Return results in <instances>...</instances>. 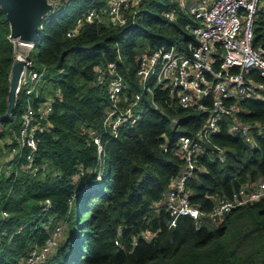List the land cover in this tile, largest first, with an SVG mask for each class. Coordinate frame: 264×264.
Masks as SVG:
<instances>
[{
    "label": "trees",
    "instance_id": "16d2710c",
    "mask_svg": "<svg viewBox=\"0 0 264 264\" xmlns=\"http://www.w3.org/2000/svg\"><path fill=\"white\" fill-rule=\"evenodd\" d=\"M108 1L61 0L42 21L30 56L47 68L37 101L52 93L53 111L37 144L40 172L24 170L26 157L17 155L5 162L11 166L10 174H0V264H20L33 244L45 243L58 222L64 225L63 234L38 264H264V199L232 210L213 228L206 223L197 226L191 216L171 218L157 205L185 165L177 139L194 134L209 112L148 108L117 137L103 129L110 101L105 85L97 82L95 67L116 62L131 95L138 90L139 55L185 44L193 38L190 26L197 24L181 0H142L134 21L115 26L102 12ZM90 9L102 12V20L87 22L75 36H68ZM171 10L176 11L174 18L166 15ZM10 33L7 13L0 6V115L9 107L16 50ZM253 43L264 47V5L255 17ZM25 105L22 91L17 94L18 118L14 120L13 114L11 134L21 127ZM241 106V121L264 123V100L247 98ZM173 116L180 119L176 125ZM96 129L103 133L107 151L100 178L98 150L90 137V130ZM252 133L249 141L229 131L228 119L222 122L213 141L225 148L226 159L210 152L199 155L194 176L187 182L192 204L210 210L219 197L264 178V131L253 127ZM5 134L4 129L1 136ZM17 145L13 138L0 145V153H10ZM46 199L51 200L49 209ZM3 211L9 215L4 217ZM119 230L121 245L115 243ZM146 230L154 232L150 240L143 237Z\"/></svg>",
    "mask_w": 264,
    "mask_h": 264
},
{
    "label": "built area",
    "instance_id": "2783aa9c",
    "mask_svg": "<svg viewBox=\"0 0 264 264\" xmlns=\"http://www.w3.org/2000/svg\"><path fill=\"white\" fill-rule=\"evenodd\" d=\"M56 10L61 0H49ZM142 0H109L102 10L110 17L115 26H124L134 21ZM187 0H181L186 9L197 21L190 26L193 38L185 44H172L154 50H145L138 57L136 82L138 90L128 93L127 81L118 69L116 62L95 67L97 82L106 87L110 105L102 120L103 129L117 137L122 129L134 126L148 109L166 112L168 107L207 111L206 122L194 134H181L177 139V151L185 160L179 175L171 182L164 198L157 203L172 217L191 216L197 226L203 219L215 223L236 208L264 199V178L236 189L231 195L221 196L210 210H202L190 201L187 182L194 176L197 159L200 154L210 152L221 161L226 159L225 148L213 141V135L221 130L222 122L229 120V131L241 133L252 141V128L264 131V123L254 125L238 118L242 110L241 101L247 98L264 100V47L255 46L254 22L258 9L264 0H196L187 6ZM135 7V8H133ZM102 12L90 9L80 16L76 24L68 30V36H75L87 22L102 20ZM169 18L176 16V11L166 13ZM15 44H20L28 51L17 53L15 57L25 60L17 87V94L24 91L26 105L19 130L12 129L17 146L9 153V160L17 155L26 157L23 169L37 175L40 166L35 162L39 135L49 127V115L53 111L52 102L37 101L40 85L47 71L45 65L38 67L30 52L36 46L33 42H23L9 36ZM156 96L159 99H156ZM52 100V98H51ZM37 101V103H36ZM176 125L180 119L171 117ZM90 137L98 150L97 175L102 176L107 159L103 144V133L90 130ZM167 150V143L164 144ZM43 169L46 166H42ZM10 174L11 166L0 164V174ZM84 174V171L81 172ZM77 175L75 179H78ZM51 200H45V209H49ZM3 211V216H8ZM64 225L58 222L45 243H35L20 264H38L45 260L51 249L63 234ZM154 232L146 230L143 237L150 240ZM123 233L119 230L115 243L121 245ZM134 243L137 238H134Z\"/></svg>",
    "mask_w": 264,
    "mask_h": 264
},
{
    "label": "water",
    "instance_id": "95a60500",
    "mask_svg": "<svg viewBox=\"0 0 264 264\" xmlns=\"http://www.w3.org/2000/svg\"><path fill=\"white\" fill-rule=\"evenodd\" d=\"M0 6L7 13L10 23V36L23 42L37 44L42 29L43 19L54 12L55 5L49 0H0ZM25 60L14 58L11 70V90L9 107L0 115V129L3 123L12 119L17 102V87ZM2 133L0 132V136Z\"/></svg>",
    "mask_w": 264,
    "mask_h": 264
},
{
    "label": "rangeland",
    "instance_id": "374dc122",
    "mask_svg": "<svg viewBox=\"0 0 264 264\" xmlns=\"http://www.w3.org/2000/svg\"><path fill=\"white\" fill-rule=\"evenodd\" d=\"M195 1H196V0H187V2H186V3H187V6H191V5H193ZM133 8H135V7H133ZM16 49H17V53H20V52L25 53V52L28 51V48H26V47H24V46H22V45H20V44H16ZM31 57H32V56H31ZM37 66H38V67H41L42 64H38ZM52 96H53V94L50 93V95H48V99H47L44 103H51V102H52V100H51ZM17 118H18V115L14 114V120H16ZM11 126H12V121H11V119H10V120L5 121V122L3 123V126H2L1 129H0V132H1V133L4 132V129L6 130V134L3 135V136H1V141H0V145H1V147H3L4 144H5L6 142H8L9 139L12 138V134L10 133V128H11ZM8 155H9V152H8V151H4V150H3V151L0 153V163L4 164L5 166H6L5 162L8 161ZM202 223H206V224H207L209 227H211V228H213V227L216 226V225H215L210 219H203V220H202Z\"/></svg>",
    "mask_w": 264,
    "mask_h": 264
},
{
    "label": "crops",
    "instance_id": "0c3cea01",
    "mask_svg": "<svg viewBox=\"0 0 264 264\" xmlns=\"http://www.w3.org/2000/svg\"><path fill=\"white\" fill-rule=\"evenodd\" d=\"M9 156H10V154L8 155V159H9ZM0 164H2V163H0Z\"/></svg>",
    "mask_w": 264,
    "mask_h": 264
}]
</instances>
